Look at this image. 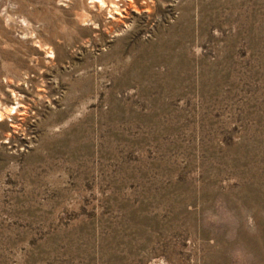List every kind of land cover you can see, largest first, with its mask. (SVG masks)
I'll list each match as a JSON object with an SVG mask.
<instances>
[{
    "label": "rangeland",
    "instance_id": "374dc122",
    "mask_svg": "<svg viewBox=\"0 0 264 264\" xmlns=\"http://www.w3.org/2000/svg\"><path fill=\"white\" fill-rule=\"evenodd\" d=\"M102 1L0 0V264H264V0Z\"/></svg>",
    "mask_w": 264,
    "mask_h": 264
},
{
    "label": "bare ground",
    "instance_id": "6f19581e",
    "mask_svg": "<svg viewBox=\"0 0 264 264\" xmlns=\"http://www.w3.org/2000/svg\"><path fill=\"white\" fill-rule=\"evenodd\" d=\"M96 1H99L100 4H103V1L102 0H96ZM95 2V1H94ZM117 3V2H116ZM95 5V4H94ZM101 6V5H100ZM94 8V7H93ZM50 55V54H49ZM13 96V95H12ZM14 108H15V105L14 106H10L8 107V109L6 110V112L8 113H11V112H14ZM5 109V108H4ZM1 115V114H0ZM7 115V114H6ZM2 118V117H1Z\"/></svg>",
    "mask_w": 264,
    "mask_h": 264
}]
</instances>
